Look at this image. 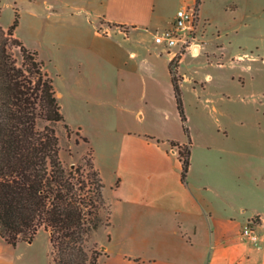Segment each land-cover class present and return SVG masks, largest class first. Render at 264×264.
<instances>
[{"label":"crops","instance_id":"1","mask_svg":"<svg viewBox=\"0 0 264 264\" xmlns=\"http://www.w3.org/2000/svg\"><path fill=\"white\" fill-rule=\"evenodd\" d=\"M166 3L5 0L13 12L21 4L24 23L31 30L45 27L50 33L45 42L58 48L77 47L81 27H87L93 39L91 50L110 72L115 89L111 103L127 104L138 89L146 105L165 121L170 117L171 99L176 101L170 64L180 52V47L171 49L155 42V32L169 30L176 17L167 13ZM1 5L0 0V27L7 30L14 18L9 25L3 23ZM204 5L201 0L199 23L208 20ZM62 12L69 14L66 26L71 27V34L58 27ZM21 26L22 22L15 35L27 45L20 36ZM196 43L198 54L192 50L182 54L177 67L180 75L189 52L201 55L204 46L198 38ZM96 65V60L80 62L79 85L94 75ZM69 70L77 69L71 66ZM114 141L105 153L109 168L93 155L111 211L110 225L95 231V243L106 252L99 264H264V196L249 181L241 184L252 171L249 138L241 143L242 148L238 142L231 157L205 152V143L192 141L186 182L178 148L172 146L175 140L163 146L156 136L124 131ZM250 221L255 222L256 241L241 235Z\"/></svg>","mask_w":264,"mask_h":264},{"label":"rangeland","instance_id":"2","mask_svg":"<svg viewBox=\"0 0 264 264\" xmlns=\"http://www.w3.org/2000/svg\"><path fill=\"white\" fill-rule=\"evenodd\" d=\"M1 1L5 8L2 22L9 25L18 13L20 36L26 39L28 48L39 53L55 81L65 117L57 125L60 154L67 168L84 165L89 171L86 160H92V155L98 157L101 166L109 168L105 153L124 131L156 136L163 146H168V140L188 142L174 99L167 121L146 105L138 89L127 104L111 103L115 89L110 72L91 50L93 39L87 27H81L77 47L58 48L45 42L50 34L45 27L31 30L24 23L21 4L13 12L5 0ZM166 1L165 10L172 16L186 0ZM203 1L208 20L198 24L197 38L204 49L198 57L189 52L181 68L185 124L192 141L205 143V152L213 155L231 157L238 142L242 148L241 143L249 138L252 171L250 179H241V184L249 181L255 192L264 196V0ZM59 18L58 27L71 34V27L66 26L69 14L62 12ZM14 53L21 59L18 48ZM94 60V75L79 85L80 62ZM71 66L77 70L70 72ZM102 216L105 218L107 212L102 211ZM94 243L95 232L89 246ZM0 264H52L49 233L40 231L32 242L16 245L0 237Z\"/></svg>","mask_w":264,"mask_h":264},{"label":"trees","instance_id":"3","mask_svg":"<svg viewBox=\"0 0 264 264\" xmlns=\"http://www.w3.org/2000/svg\"><path fill=\"white\" fill-rule=\"evenodd\" d=\"M18 27L17 12L9 29L0 27V237L16 245L46 231L52 264H99L105 248L89 242L95 231L110 225L104 183L93 158L86 160L89 171L64 165L57 125L65 117L55 81L39 53L15 35ZM181 58L172 60L170 69L188 142L172 141V146L179 149L186 182L192 139L177 70Z\"/></svg>","mask_w":264,"mask_h":264},{"label":"built area","instance_id":"4","mask_svg":"<svg viewBox=\"0 0 264 264\" xmlns=\"http://www.w3.org/2000/svg\"><path fill=\"white\" fill-rule=\"evenodd\" d=\"M198 7L197 0H187L177 11L173 26L169 30L154 34L157 44L171 49L180 47V52L175 56V59L187 50L196 53V48H199V44L196 43L199 24ZM254 225L255 222L250 221L244 227L241 235L256 241L258 237L255 234Z\"/></svg>","mask_w":264,"mask_h":264}]
</instances>
